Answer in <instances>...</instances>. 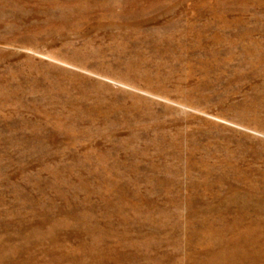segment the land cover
<instances>
[{
    "label": "rangeland",
    "instance_id": "1",
    "mask_svg": "<svg viewBox=\"0 0 264 264\" xmlns=\"http://www.w3.org/2000/svg\"><path fill=\"white\" fill-rule=\"evenodd\" d=\"M0 264H264V0H0Z\"/></svg>",
    "mask_w": 264,
    "mask_h": 264
}]
</instances>
